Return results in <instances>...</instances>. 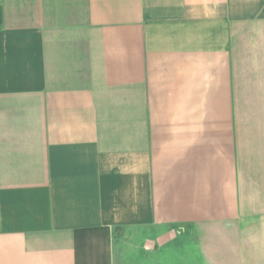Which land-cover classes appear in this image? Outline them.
I'll use <instances>...</instances> for the list:
<instances>
[{"label": "crops", "instance_id": "crops-1", "mask_svg": "<svg viewBox=\"0 0 264 264\" xmlns=\"http://www.w3.org/2000/svg\"><path fill=\"white\" fill-rule=\"evenodd\" d=\"M263 89L264 0H0V264H264Z\"/></svg>", "mask_w": 264, "mask_h": 264}, {"label": "rangeland", "instance_id": "rangeland-1", "mask_svg": "<svg viewBox=\"0 0 264 264\" xmlns=\"http://www.w3.org/2000/svg\"><path fill=\"white\" fill-rule=\"evenodd\" d=\"M263 93V91H260L259 93L261 104H259V100H257L255 96L254 99L257 103L255 102L250 109L247 105H245L243 109V114L247 123L246 130L248 135L246 143H248L249 153L258 154V157L262 158H264V104L262 102ZM219 227L221 226L215 228L211 227L207 230L199 227L193 229L192 232L189 231L185 233L178 240L173 242L167 250H159V252L157 253V259L164 261V264L201 263L203 251L211 252L210 249L214 248V246L218 247L219 241L223 242L217 234V230ZM225 264H232L231 260H229L228 262L226 260Z\"/></svg>", "mask_w": 264, "mask_h": 264}]
</instances>
